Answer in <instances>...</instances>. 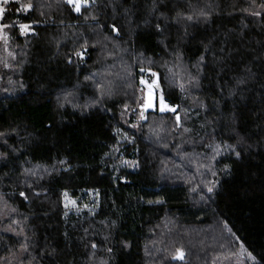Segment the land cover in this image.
<instances>
[{"label": "trees", "instance_id": "16d2710c", "mask_svg": "<svg viewBox=\"0 0 264 264\" xmlns=\"http://www.w3.org/2000/svg\"><path fill=\"white\" fill-rule=\"evenodd\" d=\"M31 2L33 10L20 19L35 21L36 34L20 36L13 29L7 45L0 40V131L18 133L8 139L16 152L0 144L7 154L0 159V229L13 219L22 221L13 227L24 228L30 238L24 264L32 257L31 264H264V21L240 11L246 0H155L154 12V0H98L86 13L97 20H85L57 0ZM189 3L210 11V20L192 25L186 36L174 25L155 30L156 23L163 26L157 19L161 13L171 17L188 11ZM113 23L121 29L118 37L109 26ZM85 40L84 62L73 57L68 64L66 54ZM210 40L200 87L186 85L181 93L177 81L195 73L201 42ZM220 47L232 52L223 66L212 62ZM146 58L154 62L150 66L166 97L180 105L179 127L171 112L149 110L146 120H138L140 79H149L140 72L149 66ZM245 65L256 79L234 96L227 90L221 96L219 84H230ZM97 86L103 87V99L82 110L99 97ZM66 92L74 94L72 103L60 108L57 97ZM232 112L246 137L242 160L223 155L213 161L207 145L235 142L226 126ZM61 159L68 161L69 171L62 170ZM226 164L230 174L222 171ZM213 181L219 183L209 193ZM25 182L42 194L33 196ZM65 189L81 209L67 217L60 198ZM92 189L99 191L98 206L85 192ZM19 239L0 231V258L19 264L10 255L20 256ZM178 248L185 253L183 261L172 259ZM0 264L7 262L0 259Z\"/></svg>", "mask_w": 264, "mask_h": 264}, {"label": "snow or ice", "instance_id": "6c2138e0", "mask_svg": "<svg viewBox=\"0 0 264 264\" xmlns=\"http://www.w3.org/2000/svg\"><path fill=\"white\" fill-rule=\"evenodd\" d=\"M57 3L66 5L71 12L75 13L77 16L84 15V19L88 20L91 18L92 20H97L96 15H89L86 13H90L92 10H94L95 6L98 3V0H57ZM247 7L241 8L240 11L245 14L246 17H258L261 18L262 21H264V0H246ZM15 5L14 8L7 7L8 5ZM205 7H211L210 5H206ZM34 5L31 2V0H0V40H3L4 44L7 45L10 36L9 33L15 29L18 31V34L20 36H29V35H35L34 31V23L35 21L26 23L22 19H20V15H23L25 18L27 15L33 10ZM189 10L188 11H177L175 15L169 17L165 15L164 13H161L160 16L157 18L160 21H163V26L161 23H156L154 25L155 30L157 32H164L165 29L169 26H178L179 28L183 29V34L186 36L188 35V28L191 27L194 24L204 22L207 23L210 20L211 12L206 11L205 8H200L199 10H196L192 7V5L189 3L188 5ZM156 10L155 8V0L153 3V9L154 12ZM13 14H18L13 18ZM147 22V21H146ZM100 26V25H98ZM112 29V31L116 34L118 37L120 35V27L117 26L115 23L109 25ZM248 25L244 24L242 25L243 28H246ZM231 31V30H230ZM215 39V38H213ZM226 40L224 43L226 44ZM87 40H85L79 47V49H73L69 54H66V62L68 64H73L74 59L80 62H84L86 59L87 53H88V47H87ZM202 43L203 52L196 58V61L194 64H192V68L195 69V73L188 72L186 73L187 79L186 81H177V86L179 87L181 93H184L186 91V85L190 87L199 88L200 87V78L203 75L205 67L208 66L209 61L207 57V53L212 51V41L210 40L208 43ZM167 47V45H165ZM7 50V49H6ZM173 51L176 53V59L182 60V56L179 52H177L175 49ZM8 55L11 56L13 59H15L14 54L12 52H8ZM141 56L143 54L141 53ZM147 59V58H146ZM232 59V52L226 51L225 47H220L216 52L213 53L212 62L213 63H219L220 65H224L226 60ZM148 67H141L140 72L145 73L149 76V79H145L143 76L140 79V84L143 86L139 89L140 96L136 99L137 107L140 109L138 114V120H146L147 116L145 113H147L149 110L156 111L157 109L159 112H171L175 115L176 118V124L179 127L181 122V116L178 111V108L180 105L175 104L173 102H170L169 98L166 97L165 91L161 88L159 83V76L156 71H153L152 67L150 66L152 63H154L151 59H147ZM5 68L9 67V64L7 62H4L3 65ZM223 70V68H222ZM95 74H93L94 76ZM261 75H264V73H261ZM93 76H85L84 80L92 81ZM257 74L252 72V69L248 67L247 65L244 66L242 70H240L235 76L232 77V80L229 84V82H224L219 84L220 94L223 96V93L225 90H227L229 96H234L237 94V89H240L242 85H247L249 81L256 79ZM154 78V79H153ZM9 83H12L10 80ZM21 87H24L23 84H21ZM261 87L264 88V83L261 84ZM97 91L100 93L98 98H95L91 104H85L80 106L82 110H87L91 107H95L104 97L105 92L103 90L102 86H97ZM110 95V93H108ZM74 94L72 92H66L63 96L57 97V104L58 107L63 108L65 105L72 103L70 100V97H72ZM215 104H219V101H215ZM73 107H77V105L73 104ZM200 107L207 111L208 106L204 104L203 102H200ZM132 111H135V109H131ZM129 111V106L125 104L124 106V112ZM124 113H122L123 116ZM185 114H187V110H185ZM137 125H132V127H136ZM227 129L229 134V139H234V143H228L227 141L221 140L218 143H214L212 145H207L212 151V157L211 159L213 161L217 160V158L223 156V155H231L234 156L236 161L242 160V150L244 149L246 145V137L245 135L241 134L239 127H238V117L235 112H232L230 114V117L228 118L227 122ZM48 128H51V125H47ZM184 131H189V129L185 128ZM115 133L117 135L120 134V129H115ZM16 129H10L9 131H0V144H2L4 147L9 148L12 152H16L17 149L15 147H12L8 144V139L13 136L17 135ZM31 135V133H29ZM127 139V136L124 137ZM215 139V137H213ZM131 143V141H128ZM120 141L117 140V144H119ZM250 148L251 145H248ZM114 151H119L118 148H113ZM106 155H111V153H107ZM7 154L4 152H0V159H6ZM129 162L124 161V164L127 165ZM133 166H138L136 162H131ZM59 164L62 167L63 171H69L70 165L68 164V161L65 159H61L59 161ZM52 170L56 171L55 166H52ZM225 174L231 173V165H225L223 170ZM29 170L25 169V173H28ZM31 175L35 176V171H32L30 173ZM51 174V173H49ZM216 172L212 171V175L216 176ZM43 177H41L42 179ZM218 181L211 182V186L207 188V191L209 193L214 192V190L218 186ZM25 187L27 189L31 190V194L33 196L39 197L42 193L39 191H35L32 184H28L25 182ZM87 195L93 196V205L98 206V197H99V191L97 189L92 190H85ZM19 196L23 198L24 201H29V194L25 191H20ZM61 203L63 204V207L65 209L63 215L65 217L68 216L69 211L72 209H76L77 212H79L81 209L78 206V200L76 198H73V196L70 194V192L65 189L60 193ZM0 200H3V195L0 194ZM162 201H148V203H161ZM4 207H7V203L5 202ZM89 206L87 204L83 205V208H88ZM10 212L15 213L17 211L16 208L9 209ZM92 211V210H90ZM25 220H27V217H24ZM22 221L19 220H11L9 225L3 229H0V231L3 232H10L16 237H20L22 239L17 240V243L19 244V248L17 249V252L20 253V256L17 257L16 252H11L10 255L19 261V264H24V261L28 259V256L25 254L29 253V248L32 246L29 243L30 238L25 235L24 228H14L13 225H20ZM87 231V230H85ZM67 235V234H65ZM107 239V238H105ZM91 248L95 249L97 245L95 243H92L90 245ZM125 247H128V245H125ZM109 252L112 251L111 248L108 249ZM30 255V254H29ZM251 256V254H249ZM185 258V253L182 249H176L175 254L172 255V259L174 260H180L183 261ZM4 259L7 264H11V261H8V259ZM35 258L32 257L31 260H34ZM31 260H29V264H31Z\"/></svg>", "mask_w": 264, "mask_h": 264}, {"label": "rangeland", "instance_id": "374dc122", "mask_svg": "<svg viewBox=\"0 0 264 264\" xmlns=\"http://www.w3.org/2000/svg\"><path fill=\"white\" fill-rule=\"evenodd\" d=\"M158 110V109H157Z\"/></svg>", "mask_w": 264, "mask_h": 264}]
</instances>
